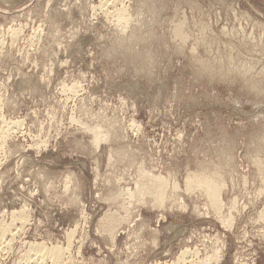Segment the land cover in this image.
<instances>
[{"label":"rangeland","instance_id":"obj_1","mask_svg":"<svg viewBox=\"0 0 264 264\" xmlns=\"http://www.w3.org/2000/svg\"><path fill=\"white\" fill-rule=\"evenodd\" d=\"M263 174L264 0H0V264H264Z\"/></svg>","mask_w":264,"mask_h":264},{"label":"bare ground","instance_id":"obj_2","mask_svg":"<svg viewBox=\"0 0 264 264\" xmlns=\"http://www.w3.org/2000/svg\"><path fill=\"white\" fill-rule=\"evenodd\" d=\"M123 18V20L124 21H126L125 20V18L124 17H122ZM123 21V22H124ZM126 23V22H125ZM125 23H124V25H125ZM125 30V29H124ZM121 125V124H120ZM89 128V127H88ZM101 129V128H100ZM106 129V128H105ZM86 130V129H85ZM97 132V131H96ZM98 133V132H97ZM107 133V132H106ZM105 133V134H106ZM99 134V133H98ZM103 134V133H102ZM109 135H112V133L111 134H109ZM104 136V135H103ZM102 136V137H103ZM100 135H99V137L97 136V134H95V139H94V134H93V140H94V142L96 143V146H97V144H98V142H100L99 140H100ZM101 137V138H102ZM107 138V137H106ZM103 139V138H102ZM105 139V138H104ZM102 141V140H101ZM98 147V146H97ZM120 156V155H119ZM131 160V159H130ZM111 161V160H110ZM259 161V160H258ZM131 163H133V162H131ZM136 170V169H135ZM142 170V169H141ZM146 170V169H145ZM145 170H143L144 172H145ZM126 172V171H125ZM142 172V171H141ZM140 172V173H141ZM148 172V171H147ZM147 172L146 173H144V174H147ZM143 174V173H142ZM149 174H151L150 172H149ZM141 175V174H140ZM139 175V176H140ZM145 176V175H144ZM167 176V175H166ZM194 176H195V174H191V176L190 175H187V178H186V190L187 191H190L189 189H192V185L194 186V184H196L197 186H199V188L201 189V191L202 192H204V195L206 196H208L209 198H210V200H208L209 198H207V200L209 201V202H211V204H210V206H212V202L214 203L213 205H215V206H217L216 207V209H221L220 207H222V201H220V199H219V196H220V189H221V186H219V185H221V184H217L216 182H215V180H213L212 178H214V176L213 177H211V178H209V177H206L205 175V177L203 176V178H201V176L200 177H195L194 178ZM197 176H199V175H197ZM263 176H264V174H263ZM140 177H142V175L140 176ZM149 177H151V175L150 176H148V179H149ZM217 177V176H216ZM144 178V177H143ZM164 178V177H163ZM161 179L159 176H156V175H152V177L150 178L151 179V181H153V182H158V183H156L155 184V187H154V185L152 184V186L151 187H153V188H155V189H153L154 190V193H155V197L154 196H151V193H150V196H151V198L152 197H154L155 198V200L157 201L156 202V204L158 203V202H161L162 203V198L164 197V194H165V190L167 189V188H165L166 187V185H167V183H166V181H165V179ZM193 178H194V180H195V182L193 181ZM134 179V178H133ZM150 179H149V182H148V184L146 183V186H149V183H150ZM264 179V178H263ZM116 180V179H115ZM136 180V179H135ZM138 180V179H137ZM143 180V179H142ZM146 182H147V177H146ZM166 180H167V178H166ZM217 180H219V179H217ZM118 181V180H117ZM130 181V180H129ZM220 181V180H219ZM221 181H222V179H221ZM224 181V180H223ZM134 182V181H133ZM141 182V181H140ZM192 182H194V184L192 183ZM225 182V181H224ZM262 182V181H261ZM144 183V182H143ZM142 182H141V184H143ZM135 184V183H134ZM133 184V185H134ZM145 184V183H144ZM138 185V184H137ZM171 185V184H170ZM173 185H176V188H175V186L173 187V188H175V189H177V184H176V181L175 182H173ZM172 185V186H173ZM123 186V185H122ZM146 186H143L144 187V189L146 188ZM137 187H139V186H137ZM142 187V188H143ZM150 187V186H149ZM195 187V186H194ZM125 188V187H124ZM172 187H171V189H173ZM178 188H179V186H178ZM197 188V187H196ZM134 189V188H133ZM149 190V188L147 187L146 188V190ZM120 190V189H119ZM138 190V189H137ZM152 190V189H151ZM151 190H149V191H151ZM194 190V189H193ZM149 191H146L147 192V194H149ZM172 191V190H171ZM185 191V190H184ZM260 191V190H259ZM121 192H122V190H121ZM124 192V191H123ZM137 193H140L139 191H136ZM146 192H144V193H146ZM152 192V191H151ZM173 192H174V190H173ZM200 192V191H199ZM125 193V192H124ZM124 193H122V194H124ZM126 193H127V191H126ZM126 193H125V195H126ZM133 193V192H132ZM118 194V193H117ZM116 194V195H117ZM129 194H130V192H129ZM167 194V193H166ZM174 194V193H173ZM121 195V194H120ZM137 195V194H136ZM175 195V194H174ZM178 195V194H177ZM176 195V196H177ZM180 195V194H179ZM124 196V195H123ZM130 196V195H129ZM141 196V195H140ZM145 196V195H144ZM143 196V197H144ZM175 196V197H176ZM137 197V196H136ZM142 196H141V198H143ZM167 197V196H166ZM168 197H169V195H168ZM174 197V198H175ZM180 197V196H179ZM178 197V198H179ZM131 198V197H130ZM154 198H152L151 200H153L154 202H155V200H154ZM178 198H177V200H178ZM181 198V197H180ZM179 198V199H180ZM120 199V198H119ZM124 199V198H123ZM126 199V198H125ZM132 199H133V197H132ZM150 199V198H149ZM160 201H159V200ZM167 199V198H166ZM168 199H171V198H168ZM168 199H167V201H168ZM139 200V199H138ZM147 200H148V198H147ZM174 200V202H176V199H173ZM181 200V199H180ZM137 201V200H136ZM141 201V200H140ZM112 202V201H111ZM152 202V201H151ZM153 202V203H154ZM169 202H172V199L169 201ZM116 203V202H115ZM173 203V202H172ZM172 203H170V204H172ZM183 203V202H182ZM155 204V205H156ZM162 204H164V203H162ZM167 204V203H166ZM122 205V204H121ZM161 205V204H160ZM177 205V204H176ZM181 205V204H180ZM126 206V205H125ZM129 206V205H128ZM152 206V205H151ZM162 206V205H161ZM152 207H154V206H152ZM157 207V206H156ZM122 208V207H121ZM125 208V207H124ZM215 208V207H214ZM215 209V210H216ZM125 210V209H124ZM263 212V211H262ZM218 213H219V211H218ZM261 213V212H260ZM228 214V213H227ZM263 216V215H262ZM113 217H114V215H113ZM264 218V217H263ZM231 221V220H230ZM226 224H228V223H226ZM232 224V223H231ZM5 229H3V231H4ZM69 236H70V234H69ZM35 251H36V253L37 254H39L38 252H41V254L39 255V258H40V256L41 257H44L46 254L47 255H49V256H51L52 258L53 257H58L61 253H62V248L60 247V246H58V245H55V246H51L50 248H47V249H45V248H42V247H39V248H37V249H35L33 252H34V254H35ZM216 252L218 253V251L216 250ZM194 252H189L188 251V249H186V250H183V251H181V253L177 256V258H176V260H174L173 262H171L170 264H179L180 262L182 263V262H186V257H189V256H191L192 254H193ZM198 252L196 251V253H194V255L195 254H197ZM215 253V252H214ZM216 253V254H217ZM215 255V254H214ZM217 256V255H216ZM215 257V256H214ZM214 257H213V259H214ZM218 257H219V255H218ZM211 255H210V257L209 256H207L206 258H203V259H201L200 261H198V264H209L211 261ZM216 260H217V257H216ZM213 261V260H212ZM197 262H194L193 264H196ZM212 263V262H211ZM192 264V263H191ZM216 264V263H215Z\"/></svg>","mask_w":264,"mask_h":264}]
</instances>
